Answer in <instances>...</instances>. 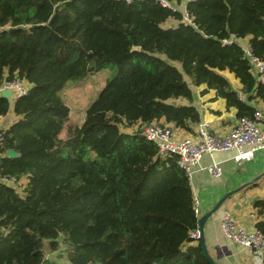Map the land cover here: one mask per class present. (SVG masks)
<instances>
[{"label": "trees", "instance_id": "trees-1", "mask_svg": "<svg viewBox=\"0 0 264 264\" xmlns=\"http://www.w3.org/2000/svg\"><path fill=\"white\" fill-rule=\"evenodd\" d=\"M168 1L0 0V84H30L1 130L0 176L25 182H0V264H60L43 253L60 237L70 264H210L190 237L188 175L140 131L166 122L191 132L201 118L191 85L213 89L237 118L252 115L264 82L239 40L264 61V0ZM105 67L114 75L61 137L60 91ZM9 107L0 95V118ZM252 205L264 214V194Z\"/></svg>", "mask_w": 264, "mask_h": 264}, {"label": "crops", "instance_id": "crops-1", "mask_svg": "<svg viewBox=\"0 0 264 264\" xmlns=\"http://www.w3.org/2000/svg\"><path fill=\"white\" fill-rule=\"evenodd\" d=\"M248 37L239 40L247 44ZM174 64L180 65L175 61ZM234 87L240 83L229 72H223ZM193 92V104L198 108L200 121L208 122L210 129L218 134H225L236 122L235 109L227 108L223 99L216 96L213 89L205 85L190 86ZM10 99V98H9ZM173 100L172 102H183ZM13 102L10 101L8 112L0 118V131L17 120L13 112ZM251 103L256 108L264 109V101L255 99ZM163 122V120H160ZM165 123L172 128L176 139L191 138L195 133L196 123L192 131L187 132L176 128L172 123ZM131 131V130H130ZM212 161H219L222 168L220 176H211L206 166ZM192 194H195L200 215L209 211L226 192L232 191L205 221L203 226L204 241L208 253L216 264H264V252L252 253L229 240L222 232L220 220L223 212L229 210L237 226L246 231L258 228L256 224L264 222V214L259 215L252 202L264 194V148L239 155L235 150L216 152L212 156L204 155L193 167L188 176ZM251 199H253L251 201Z\"/></svg>", "mask_w": 264, "mask_h": 264}, {"label": "built area", "instance_id": "built-area-1", "mask_svg": "<svg viewBox=\"0 0 264 264\" xmlns=\"http://www.w3.org/2000/svg\"><path fill=\"white\" fill-rule=\"evenodd\" d=\"M129 1V0H127ZM163 6H170L168 0H158ZM184 20L191 22L187 14ZM245 54L253 65L257 80L264 82V61L253 55L248 44L243 45ZM25 80L20 78L4 79L0 84V91L8 89L11 96L15 98L26 93L28 87ZM141 134L150 141L155 142L158 154H176L178 165L189 176L193 167L204 155L212 156L216 152L235 150L239 155L244 154L246 148L250 152L264 148V109L255 108L251 116L237 118L235 124L225 133L218 134L210 129L208 122L196 123L195 133L191 138L176 139L171 127L165 124L152 122L141 128ZM2 139L0 131V141ZM211 176H220L222 168L219 161H212L206 166ZM0 182L13 186L16 190L23 188L24 179H17L13 176H0ZM193 198V211L200 215L199 203L195 196ZM220 227L223 234L232 242L249 249L254 254L264 252V231L255 228L253 231H246L234 222L231 212L225 210L221 216ZM190 237L197 239L198 230L190 232Z\"/></svg>", "mask_w": 264, "mask_h": 264}, {"label": "rangeland", "instance_id": "rangeland-1", "mask_svg": "<svg viewBox=\"0 0 264 264\" xmlns=\"http://www.w3.org/2000/svg\"><path fill=\"white\" fill-rule=\"evenodd\" d=\"M172 6L178 9H182V4H173ZM172 19L168 20L165 25L173 24ZM115 67H105L96 72L86 75L83 79L77 82H68L60 91V95L64 103L69 108L68 120L65 127L61 131L60 136L65 137L67 135L68 126L81 125L86 114L87 108L97 97L98 92L105 85L106 81L111 78L115 73ZM25 85L30 87V84L26 81ZM15 96L10 97V101H14ZM122 131H130L131 128L123 127L119 125ZM137 128L135 126L133 129ZM20 191V187L17 188ZM58 245L55 250H51L48 241L44 242L43 253L46 258L54 260L60 264H70L66 260L65 251L67 248L66 242L63 237L58 238Z\"/></svg>", "mask_w": 264, "mask_h": 264}, {"label": "water", "instance_id": "water-1", "mask_svg": "<svg viewBox=\"0 0 264 264\" xmlns=\"http://www.w3.org/2000/svg\"><path fill=\"white\" fill-rule=\"evenodd\" d=\"M0 95L2 96V97H5V98H7V99H9L10 97H11V92H10V90H8V89H2L1 91H0ZM6 155L8 156V157H15V156H17V153L14 151V150H12V149H8L7 151H6ZM230 194H232V191H229V192H226L225 194H223V196L217 201V203L209 210V211H207L206 213H204V214H202V215H199L198 216V220H197V223H198V225H197V230H198V242H199V244H200V246H201V248H202V251H203V253H204V255L206 256V258L208 259V261H209V263L210 264H216L215 262H214V260L211 258V256H210V254L208 253V250H207V248H206V245H205V241H204V233H203V226H204V223H205V221H206V219L215 211V210H217L220 206H221V204H222V202L230 195ZM253 199H251V201H252Z\"/></svg>", "mask_w": 264, "mask_h": 264}]
</instances>
